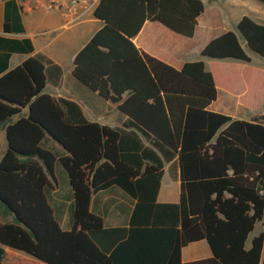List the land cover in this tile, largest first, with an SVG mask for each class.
<instances>
[{
	"label": "trees",
	"instance_id": "trees-1",
	"mask_svg": "<svg viewBox=\"0 0 264 264\" xmlns=\"http://www.w3.org/2000/svg\"><path fill=\"white\" fill-rule=\"evenodd\" d=\"M204 10L202 0H101L95 8L104 24L76 54L73 74L118 104L129 116L123 127L90 121L76 101L45 92L48 68L61 74L46 54L12 69L10 54H0V135L5 130L7 137L0 159V264H264V231L248 245L264 219V122L208 108L219 89L235 93L239 82V102L258 105L264 72L250 64L238 32L264 58V21L243 15L238 32L225 30L202 48L208 62L188 61L181 69L133 41L147 20L193 37ZM11 13L18 23H9ZM4 30H23L13 0L6 2ZM0 49L24 45L0 36ZM229 58L245 65L224 68L219 60ZM26 107V116L11 121ZM57 162L74 194L68 230L48 199ZM166 163L180 168L177 203L156 201ZM113 184L138 198L129 227L106 228L90 211L93 193ZM199 240L212 256L184 262L182 249Z\"/></svg>",
	"mask_w": 264,
	"mask_h": 264
},
{
	"label": "crops",
	"instance_id": "crops-1",
	"mask_svg": "<svg viewBox=\"0 0 264 264\" xmlns=\"http://www.w3.org/2000/svg\"><path fill=\"white\" fill-rule=\"evenodd\" d=\"M7 1L0 0V36L18 40L24 45V49L22 50L10 51L0 49V54H10L8 69L18 66L38 52L46 54L61 69V74L56 67L51 66L48 68V80L45 86V92L55 97H64L76 101L82 107L85 116L90 121L110 127H123L129 120V116L119 109L118 104L110 99L103 98L97 91L92 90L73 74L76 54L103 26V20L94 15L81 23L69 24L62 11L45 10L44 0H13L19 17V24L23 30L6 32L4 30V24L6 21ZM210 9L213 11V16L217 18V22H212V20L206 22L205 15L207 10H204L199 17V24L193 37L175 32L159 21L147 20L133 41L139 48L175 68L181 69L186 62L195 61L190 59L193 51L201 53L202 48L213 37L225 30H230L226 29L225 25H223L220 6L212 5ZM15 15L11 13V17L9 18V23L12 25L18 23L14 19ZM209 60L210 58L206 62ZM228 60H232V58L219 60V63L227 69H241L245 65L244 61L242 65L223 63V61ZM235 88V93H228L219 89L217 99L208 108L216 112H226L225 114L231 112V109L226 105L218 104L220 101V91L236 96L238 103L244 106L239 102V96L243 90V83H236ZM257 108V113L250 119L245 120L259 118L260 121L264 122L262 118L264 115V93L261 95L258 105L255 108L248 109L256 110ZM28 111V107L24 108L21 115L14 116L11 121H16L22 115L26 116ZM0 140H2L0 151L1 159L7 148L5 130H2ZM143 141L146 145H150L148 141ZM49 145H51L53 150L62 154L61 151L63 148L58 143L48 140ZM55 176L57 183H55L53 188L48 190V199L61 227L68 230L72 225L71 211L74 205L73 188L67 170L59 162L55 164ZM152 186L153 183H148L146 188L150 189ZM180 193L181 178L179 165L166 163L156 201L157 203H177L180 200ZM137 204L138 198L128 193L121 186L113 184L110 187L93 193L90 211L103 218L106 228L129 227ZM156 213V207H154L153 215L151 216L152 222L155 219ZM162 224L159 221L160 227H164ZM261 231H264V219L256 224L255 230L250 234L248 245H250L253 236ZM211 256L212 249L206 240L194 241L182 249V260L184 262Z\"/></svg>",
	"mask_w": 264,
	"mask_h": 264
},
{
	"label": "rangeland",
	"instance_id": "rangeland-1",
	"mask_svg": "<svg viewBox=\"0 0 264 264\" xmlns=\"http://www.w3.org/2000/svg\"><path fill=\"white\" fill-rule=\"evenodd\" d=\"M205 4V10H207L206 13V22H209L212 20V22H217V18L213 16V11H211V6H220V12L222 13L223 18V25H225L226 29L237 31V21L241 19L243 15H249L253 18H255L258 21H264V2L260 0H202ZM239 38L242 41L247 53L251 57V65L258 68L260 71L264 72V58L258 54L257 52L251 50L247 44L245 43V40L243 36L238 32ZM190 59L192 60H208L207 57L201 55V53H196V51H193V53L190 56ZM231 59V58H230ZM223 63L226 64H239L242 65L244 62L235 59L223 61ZM241 87V85H239ZM219 103L223 106H227L231 109V112H228L227 114L232 115L234 118L239 119H250L253 117L257 111L248 109L244 106H241L238 103V98L236 96L230 95L224 91H220L219 94ZM226 113V112H224ZM51 147V145H49Z\"/></svg>",
	"mask_w": 264,
	"mask_h": 264
},
{
	"label": "built area",
	"instance_id": "built-area-1",
	"mask_svg": "<svg viewBox=\"0 0 264 264\" xmlns=\"http://www.w3.org/2000/svg\"><path fill=\"white\" fill-rule=\"evenodd\" d=\"M101 0H44L47 11H62L69 24L81 23L94 16Z\"/></svg>",
	"mask_w": 264,
	"mask_h": 264
}]
</instances>
